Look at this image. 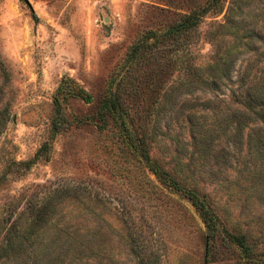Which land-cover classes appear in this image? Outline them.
I'll list each match as a JSON object with an SVG mask.
<instances>
[{
    "label": "rangeland",
    "instance_id": "obj_1",
    "mask_svg": "<svg viewBox=\"0 0 264 264\" xmlns=\"http://www.w3.org/2000/svg\"><path fill=\"white\" fill-rule=\"evenodd\" d=\"M207 1L0 0V240L13 220L30 221L51 196L71 189L76 197L56 204L35 237L41 247L55 235L63 239L61 229L72 225L91 247L52 248L47 264H138L131 252L137 239L156 264H253L220 246L214 256L206 254L203 222L192 203L165 187L124 136L143 132L161 168H180L178 157L192 159L182 170L185 185L209 192L229 227L264 232V194H252L241 171L253 155L226 121L235 80L249 63L261 66L238 44L231 25L238 24L244 42L245 30L264 36V0H220L222 10L203 15L195 29L162 37ZM248 40L264 49V41ZM230 47L239 53L231 80L214 91L175 92L158 114L163 92L185 69L203 67ZM80 91L88 96L72 94ZM106 95L116 98L128 130L112 118L101 127L97 111ZM190 111L217 128L210 155L224 159L192 154Z\"/></svg>",
    "mask_w": 264,
    "mask_h": 264
},
{
    "label": "trees",
    "instance_id": "obj_2",
    "mask_svg": "<svg viewBox=\"0 0 264 264\" xmlns=\"http://www.w3.org/2000/svg\"><path fill=\"white\" fill-rule=\"evenodd\" d=\"M220 0H209L207 3L198 9H195L182 17V20L175 24L171 29H168L162 34V37L170 34L182 35L188 29L194 27V29L201 22V17L208 12H220L223 6L220 4ZM228 18V16H227ZM236 22L231 25L230 32L239 37L238 44L246 47L244 52L252 51L253 54L258 56L257 60L260 67L254 69L251 66L252 63L245 67L243 74H241L235 80L236 88L231 89L232 98L231 101L234 104L229 109L226 115V121L229 126L234 124V134L239 143H246L248 147V153L253 155L254 161L251 166L242 169L244 179L249 182L252 194L263 195L264 194V49L258 50L251 46V42L248 39L256 38L258 41H264V36L255 34L253 30H245L246 37H249L247 41H243V34H240L239 28ZM234 46H238L237 44ZM232 47L225 49L222 53L205 66L192 64L185 69V76L176 83L168 85L167 89L162 94V101L159 108V115L163 114L166 110L171 98L175 92L187 91L192 92L197 89L214 91L219 88L220 84H223L227 80H231V74L233 71L235 60L238 56V52H234ZM235 48V47H234ZM138 49L134 50L138 53ZM66 88V82L61 83L58 91H62ZM81 92V91H80ZM73 95L88 96L87 93H72ZM57 113L61 114L60 107L57 108ZM123 112L120 111L116 98L112 95H106V97L100 102L97 111V118L101 122V127H105L109 118L118 122L120 129L128 130L125 124L124 118H122ZM188 123L190 125V134L193 139V152H198L203 158L224 159V156L219 152L210 155L211 150L216 147L218 137L220 136L217 128L211 124H207L204 120L200 121L197 118L196 112L190 111L187 114ZM56 127V126H55ZM245 129L249 131L244 132ZM126 142L133 150L134 154L141 156L144 164L157 175L159 180L167 188H171L174 191H178L179 194L184 195L192 203L195 210L199 214L203 222V237L204 244L206 246V254L214 256L218 247L226 248L230 251L238 252L243 258L252 262L264 260V232L260 231L256 234L255 229L242 230L238 227H229L222 219L218 212L216 202L211 197L209 192L204 191L197 184L191 185V187L185 185L187 177L182 173L184 168H189L194 162L192 159H188L187 163H182L181 157H178L180 168L168 169L161 168L155 162L152 161L147 144L142 132L139 136L133 133L131 130L125 131ZM229 138V137H228ZM231 138V137H230ZM242 146V145H241ZM46 149V144H43L36 155L43 154ZM222 152L227 155V152L222 149ZM249 154V155H250ZM193 156V155H191ZM198 158V157H197ZM76 197V193L67 189L66 191L55 193L48 199L45 206L39 207L30 221L26 223H18L13 220L0 240V264L7 261H17V264H47L48 254L51 253L50 249H57L58 247L67 243L70 246H74V249L87 248L90 249L89 239L86 238L85 233H81L78 228L73 231L70 229L73 226L67 225L63 230L66 236L61 239L62 236L55 235L49 239L48 243L44 246H39L42 242L35 237V233L44 225L47 218L56 211V204L66 200L68 198L73 199ZM87 208H91L88 205ZM92 209V208H91ZM138 241V239L136 240ZM133 240V246L131 252L137 255L138 264H156V259H150L146 256L145 249L139 245L138 242ZM33 246H35L33 248ZM40 248V252L36 250ZM214 258V257H213ZM212 257L210 261H214ZM4 261V262H3Z\"/></svg>",
    "mask_w": 264,
    "mask_h": 264
}]
</instances>
